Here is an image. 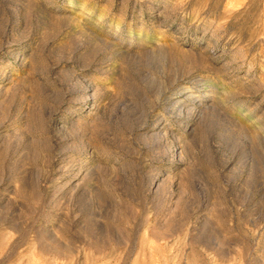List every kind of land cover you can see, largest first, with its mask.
I'll use <instances>...</instances> for the list:
<instances>
[{"label":"rangeland","instance_id":"rangeland-1","mask_svg":"<svg viewBox=\"0 0 264 264\" xmlns=\"http://www.w3.org/2000/svg\"><path fill=\"white\" fill-rule=\"evenodd\" d=\"M0 264H264V0H0Z\"/></svg>","mask_w":264,"mask_h":264}]
</instances>
